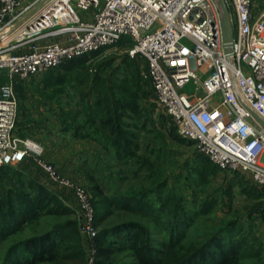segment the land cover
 <instances>
[{
    "label": "built area",
    "instance_id": "obj_1",
    "mask_svg": "<svg viewBox=\"0 0 264 264\" xmlns=\"http://www.w3.org/2000/svg\"><path fill=\"white\" fill-rule=\"evenodd\" d=\"M226 2L234 28L230 59L213 0H0V173L29 158L69 190L87 245L85 264H96L98 249L91 198L41 160L40 143L17 134V84L130 38L132 52L148 60L158 109L172 117L178 134L264 193V128L248 110L264 120V0L262 7L257 0ZM191 81L195 90L186 92Z\"/></svg>",
    "mask_w": 264,
    "mask_h": 264
},
{
    "label": "rangeland",
    "instance_id": "obj_2",
    "mask_svg": "<svg viewBox=\"0 0 264 264\" xmlns=\"http://www.w3.org/2000/svg\"><path fill=\"white\" fill-rule=\"evenodd\" d=\"M80 15L83 17L85 14L80 12ZM182 41L190 45L186 39ZM132 50V43H122L87 58L84 65L67 70L62 66L28 83L29 86L17 84V134L40 143L44 147L41 160L52 164L62 176L87 190L95 213L97 197L92 191L95 184L100 187L105 198L115 200L111 207L112 214L103 224H97L98 232L102 227H112L125 221H138L146 225L154 244L160 250L158 264H177L180 259L176 253L177 247L172 249L169 243L170 240L175 243L177 237H170L167 234L169 230L164 229L167 221L174 217L172 213L175 208L178 209L176 211L185 210L197 214L196 228L187 230L188 237H185V233L180 238L183 243L178 248L187 242L194 243L191 237L197 234L198 229L204 228L206 223L207 226H224L235 222L238 228L235 234L238 235L230 232L229 236L237 239L241 235L248 236L250 240L240 264H264V195L251 197L244 193L237 179L229 172L221 170L216 175L205 173L196 160L198 150L195 144L176 141L167 132L154 127L153 122L159 121V116L166 113L158 109L152 82L146 76L145 61ZM184 90L193 92V81ZM102 92L107 93L112 102L116 101L115 107L118 110L129 112L121 109V104L136 103L142 114L120 117V124H126L122 127V130H126L123 132H131L133 136L130 139L137 144L131 147L135 157L127 166L124 161L116 158L113 147L106 149L105 142L109 140L107 136L101 139V143L91 138L85 140L73 137L77 131L79 134L90 132V128L80 127L87 123L89 115L94 112L91 106ZM143 92H149L150 97L146 100L135 99L136 93ZM144 115L150 117L143 120ZM64 128L68 129L66 133H62ZM67 156L71 158L67 159ZM32 161L39 168V175L50 182V188L47 186V189L54 193L59 186L36 161ZM119 170L125 173L122 181ZM131 171H136L138 176ZM155 185H163L159 189L160 194H151L150 197L155 198L156 202L160 198L158 203L166 208L160 221L129 206L125 208L126 203L130 202L127 195L129 188L148 190ZM167 198L172 199L171 203L166 202ZM74 208H77L75 203ZM70 218L76 219L79 226L77 213ZM79 238L86 252V242L81 235ZM96 244L98 246L100 241L97 240ZM110 260L117 264L134 262L126 250L116 251Z\"/></svg>",
    "mask_w": 264,
    "mask_h": 264
},
{
    "label": "trees",
    "instance_id": "obj_3",
    "mask_svg": "<svg viewBox=\"0 0 264 264\" xmlns=\"http://www.w3.org/2000/svg\"><path fill=\"white\" fill-rule=\"evenodd\" d=\"M132 43L130 38L123 39L119 44ZM98 53L92 54V56ZM148 69V60L141 56ZM87 57L77 59L65 65V70L75 66L84 65ZM3 78H0V83ZM20 86V85H19ZM149 92L135 94V99H148ZM116 101L112 102L107 93L102 92L91 106L94 112L89 115L87 123L80 129L90 128V132L77 131L74 138H91L101 143L102 138H108L105 142L106 149L113 147L120 161L128 163L135 157L131 147L137 146L130 137L131 132H123L125 122L120 124L121 115L132 117L141 115L139 106L136 103L121 104V109L129 112H122L115 107ZM131 113V114H130ZM145 116V117H144ZM143 120L149 118L144 115ZM152 120V119H151ZM155 128L165 131L176 141L192 143L186 140L177 132V127L170 115L161 114L159 121L153 122ZM110 141V142H109ZM196 145V144H195ZM196 160L202 165L204 172L216 175L221 171L214 163L199 152ZM130 171V170H129ZM201 172L202 174L204 173ZM227 172V171H226ZM0 180V264H85L86 252L80 243L79 226L76 219L70 218L75 211L66 204L57 194L50 192L39 182L19 172L13 167H7L1 171ZM136 177L137 172H132ZM230 173V172H229ZM124 172L119 170L121 181L124 179ZM237 179L239 187L244 193L251 197H259L264 193L254 186L246 175L239 172H232ZM123 175V176H122ZM8 182V183H7ZM144 187V186H143ZM142 187V188H143ZM162 186H153L148 190H133L129 188L128 201L125 208L131 207L139 213L161 220L164 208L161 203L150 198L151 194H160ZM92 191L96 194V226L103 224L112 214L111 207L115 200L105 198L100 187L94 185ZM29 192V193H28ZM117 197V196H116ZM115 197V198H116ZM114 198V199H115ZM172 199L167 198L166 202L171 203ZM119 202V201H118ZM116 204H118L116 202ZM124 205L123 202H121ZM172 220L167 221L164 229L169 230L170 237H177L170 240V247H177V255L180 259L177 264H240L246 254V245L250 243L248 236L232 238L229 233L235 234L237 225L235 222L218 226L215 224L204 225V228L196 229L197 234L191 239L194 243H183L180 238L187 230L197 226L196 215L185 210L176 211ZM62 219V220H59ZM59 220V221H57ZM168 227V228H167ZM232 230V231H231ZM181 235V236H180ZM238 235V234H235ZM110 237V239L108 238ZM185 237H188L187 233ZM184 237V238H185ZM97 240L100 241L97 249L96 264H117L111 261V256L120 250L129 251L134 262L131 264H158L160 250L154 244L150 231L146 225L138 221H125L115 224L112 227H102L98 233ZM73 243L71 246L69 244ZM69 245V246H68ZM258 254V252H257Z\"/></svg>",
    "mask_w": 264,
    "mask_h": 264
},
{
    "label": "crops",
    "instance_id": "obj_4",
    "mask_svg": "<svg viewBox=\"0 0 264 264\" xmlns=\"http://www.w3.org/2000/svg\"><path fill=\"white\" fill-rule=\"evenodd\" d=\"M258 1V5L259 6H263V2H262V0H257ZM38 78H41V76H34V77H32V78H30L28 81H26V82H19L18 83V85L19 84H21V85H24V86H29V84L28 83H31L32 81H37V79ZM3 81H5V79H3ZM2 81V82H3ZM20 85V86H21ZM16 88H18V86L16 87ZM17 90V89H16ZM18 95V94H17ZM32 111V110H31ZM26 113V112H25ZM30 114V113H29ZM31 115V114H30ZM33 115V114H32ZM41 116V115H40ZM25 128H27L28 129V127L27 126H24ZM29 131L31 130V129H28ZM68 131V129L67 128H64L63 129V132L62 133H66ZM16 132H17V130H16ZM75 139H77V138H75ZM86 140V139H85ZM69 155V154H68ZM69 158H71L70 156H67V159H69ZM75 161V160H74ZM13 168H15V169H17L19 172H21V173H23V174H25V175H27L28 177H30V178H32V179H34L35 181H37V182H39L40 184H42L44 187H46L47 188V186L50 188V182H47V180H45V179H43V177L42 176H40L39 175V173H38V170H39V168H37L36 167V165L33 163V161L31 160V159H26L24 162H22V163H20V164H18L17 166H14ZM80 168V167H79ZM40 171V170H39ZM68 173H70L68 170H66ZM42 172V171H41ZM43 173V172H42ZM78 179H79V177H77ZM86 182V181H85ZM57 188V190H55L54 191V193H57V195L60 197V198H62L63 200H66L67 201V199L68 200H70V201H65L66 203H67V205H69L73 210H75V213H77V208H74V203L76 204V201H75V199H74V197H73V195L68 191V190H62V188H60V187H56ZM58 192H59V194H58ZM69 202H71V203H69Z\"/></svg>",
    "mask_w": 264,
    "mask_h": 264
},
{
    "label": "water",
    "instance_id": "obj_5",
    "mask_svg": "<svg viewBox=\"0 0 264 264\" xmlns=\"http://www.w3.org/2000/svg\"><path fill=\"white\" fill-rule=\"evenodd\" d=\"M213 2L215 3L220 18L224 52L226 57L230 59L233 54L234 45V28L231 12L226 0H213ZM248 110L252 117L264 128V120L252 110Z\"/></svg>",
    "mask_w": 264,
    "mask_h": 264
}]
</instances>
